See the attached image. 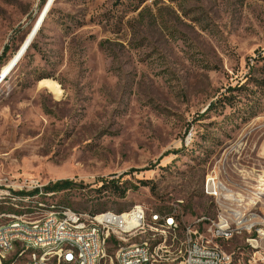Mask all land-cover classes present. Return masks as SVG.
I'll use <instances>...</instances> for the list:
<instances>
[{
	"label": "rangeland",
	"instance_id": "obj_1",
	"mask_svg": "<svg viewBox=\"0 0 264 264\" xmlns=\"http://www.w3.org/2000/svg\"><path fill=\"white\" fill-rule=\"evenodd\" d=\"M47 1L0 0V76ZM212 173L264 230V0H54L0 82V176L70 181L44 204L90 215L183 201L182 232L221 212Z\"/></svg>",
	"mask_w": 264,
	"mask_h": 264
},
{
	"label": "built area",
	"instance_id": "obj_2",
	"mask_svg": "<svg viewBox=\"0 0 264 264\" xmlns=\"http://www.w3.org/2000/svg\"><path fill=\"white\" fill-rule=\"evenodd\" d=\"M206 193L219 196L215 209L230 208V215L223 221L200 217L184 232H177L171 226V219L183 220V201H176L167 211L147 212L142 206H133L122 213L101 212L90 215L68 208L67 213H57L55 205L44 208V201L56 195L47 192L46 186L35 178L8 179L0 176V198L14 203L17 200L43 201L41 210L24 209L20 214L0 211V247H7V254H0V261L10 254L9 237L24 236L20 253L29 244L42 240L64 239L65 247L51 248L46 255H37L30 260H20L17 255L10 264H68L71 240H79L82 247L81 264L93 263L98 257L108 255L111 244L116 247V262L123 264H231L233 252H220L219 244L227 242L236 233V226L245 225L252 231V238H246L242 246L240 264H259L264 262V230H254V221L260 216L253 209L242 206L240 193L232 191L213 173L207 178ZM254 210V211H253ZM159 229L157 244L146 241V234ZM112 232L123 233V240H113ZM94 242H101V251H94Z\"/></svg>",
	"mask_w": 264,
	"mask_h": 264
},
{
	"label": "bare ground",
	"instance_id": "obj_3",
	"mask_svg": "<svg viewBox=\"0 0 264 264\" xmlns=\"http://www.w3.org/2000/svg\"><path fill=\"white\" fill-rule=\"evenodd\" d=\"M54 1V0H53ZM52 5V4H51ZM50 8V7H49ZM34 28V27H33ZM33 30V29H32ZM32 31L27 36L25 42L22 44L18 52L15 54V56L12 58V60L8 63V65L4 68V70L1 73V76H4L1 82L6 79L7 76L11 74V72L14 70V68L18 65V63L21 61L25 53L28 51L34 37ZM29 43V45H28ZM28 47L23 52L25 46ZM15 64V65H14ZM14 65V66H13ZM13 66L12 69H10ZM46 84V83H45ZM46 87H49V89H52L53 91H57L58 86L53 85L52 83H48ZM59 94V93H58ZM215 197V203L219 204V196L214 193ZM0 206H8L12 209V213L9 214H19V210L23 209H32V210H41L43 208L42 203H38L35 200H17L14 201V203L9 201H4L2 198H0ZM32 206V207H30ZM44 208H51V206H46L44 204ZM1 210V209H0ZM55 211L57 213H67L68 208L66 207H55ZM225 215H230V208H222L221 212L216 216L215 219H212L214 221H223L225 218ZM171 226H177V232H181L180 225L177 221V219H171ZM254 230H263L260 227V221H254ZM154 232H159V229H152ZM184 232V230L182 231ZM236 233H248L249 236L247 238H252V231H247V226L245 225H238L236 226ZM241 238V235H230L227 239V242L232 241L233 239ZM112 239L113 240H123V233L121 232H112ZM150 241V240H147ZM152 241V240H151ZM150 241V244H152ZM225 242V243H227ZM18 243H24V236H17L16 237H9V247H10V253L14 251L15 244ZM224 243L219 244V251L220 252H227L225 248L223 247ZM20 245V244H19ZM226 245V244H225ZM65 247V240L64 239H51V240H42L40 243H33L29 244L25 247V250L22 251V253H18L20 255V259L24 260L26 257V254L31 251L30 255L28 256L27 260L33 259L34 257H37V255H46V253L51 248H60ZM38 248V250H36ZM234 250V256L231 257V264H240V258L243 255V248H235ZM233 250L231 252H233ZM71 251L73 252L72 255H70L68 259V264H81V254H82V247L80 245L79 240H71ZM94 251H101V242H94ZM0 254H7V247H0ZM106 257H98L97 260H94L93 263L89 264H105ZM116 260V257H115ZM116 264H123L122 262H116ZM259 264H264V262H259Z\"/></svg>",
	"mask_w": 264,
	"mask_h": 264
},
{
	"label": "trees",
	"instance_id": "obj_4",
	"mask_svg": "<svg viewBox=\"0 0 264 264\" xmlns=\"http://www.w3.org/2000/svg\"><path fill=\"white\" fill-rule=\"evenodd\" d=\"M6 52H7V48L4 49L3 53H2V56L0 57V60L2 59V57H4L6 55ZM213 105H210L209 108H212ZM109 186V185H112L114 186L115 185V182L114 181H111L109 183H106V184H102V188L103 189H106V186ZM73 186V184L70 182V181H61V182H57L55 183L54 185H51V186H47L45 188L46 191L48 192H59V191H63V190H68L69 188H71ZM115 188H118V187H115ZM123 193V192H122ZM99 213V212H98ZM98 213H95V214H98ZM94 215V214H92Z\"/></svg>",
	"mask_w": 264,
	"mask_h": 264
},
{
	"label": "water",
	"instance_id": "obj_5",
	"mask_svg": "<svg viewBox=\"0 0 264 264\" xmlns=\"http://www.w3.org/2000/svg\"><path fill=\"white\" fill-rule=\"evenodd\" d=\"M52 2H53V0H48L47 3L45 4V6H44V8H43V10H42V12H41V14H40V16L38 17L37 22H36V24H35V26H34V28H33V30H32V34H33V36L37 33L38 28H39V26L42 24L43 19H44L45 15H46V13H47V11H48L50 5L52 4ZM28 45H29V43H28ZM28 45L25 46L23 52H24L25 49L28 47ZM14 65H15V64H14ZM14 65H13V66H14ZM13 66H12L10 69H12ZM3 78H4V76H0V82L2 81Z\"/></svg>",
	"mask_w": 264,
	"mask_h": 264
}]
</instances>
